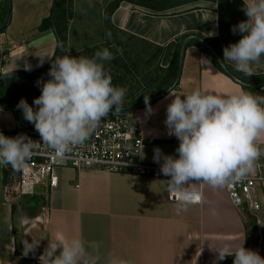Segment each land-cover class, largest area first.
Here are the masks:
<instances>
[{
    "label": "crops",
    "instance_id": "1",
    "mask_svg": "<svg viewBox=\"0 0 264 264\" xmlns=\"http://www.w3.org/2000/svg\"><path fill=\"white\" fill-rule=\"evenodd\" d=\"M85 1L89 3L86 5ZM94 1L100 3L99 11L104 14L112 0L82 2L87 10ZM53 2L11 0L9 20L1 28L6 18L4 0H0V53L4 54L0 57L4 68L0 74H18L15 71L26 70L25 65H30L31 70L42 69L51 60L57 38L52 26L41 27V22L51 14ZM167 2L170 5L157 8L153 6L164 3L120 0L110 14L111 26L162 45L159 62L166 68L172 62L177 42L190 33L208 38L223 58V49L238 42L240 33L233 34V26L248 19L246 15L245 19L242 17V10L234 3L226 0ZM222 7H232V11ZM73 21L70 18L67 23V47ZM193 38L186 43L179 79L171 91L185 95L195 89H207L230 94L242 88L264 96V84H256L264 81V56L252 65L255 73L252 76L237 71L232 62L225 61L237 76L254 83L242 85L219 68ZM44 56L50 58L45 57L41 65L40 57ZM20 81L13 76L0 78V99L3 100L11 85ZM173 98L168 91L149 102L153 113L147 112L146 104L133 112L144 138L141 156L149 162H154L156 148L165 155L178 157L179 140L167 134L164 123L167 105ZM18 111L22 110L0 106V127L11 128L16 122H28L19 119ZM57 174L56 186H39L33 195L15 199L4 192V185L13 180V171L0 166V264H41L40 257L59 234L98 243L100 264H109L110 260H122L126 264H214L217 253L211 250L213 247L229 244L235 249L243 240L245 248L264 257L263 188L258 192L261 206L253 211L233 204L225 187L192 182L188 188L200 187L202 202L191 204L187 211L177 214V200L168 198L169 186L159 176L72 166L59 167ZM24 241H39V244L25 254ZM233 259L228 256L218 264H233Z\"/></svg>",
    "mask_w": 264,
    "mask_h": 264
},
{
    "label": "clouds",
    "instance_id": "2",
    "mask_svg": "<svg viewBox=\"0 0 264 264\" xmlns=\"http://www.w3.org/2000/svg\"><path fill=\"white\" fill-rule=\"evenodd\" d=\"M243 11L248 19L233 26L232 32L244 35L223 49L222 63L232 62L237 71L252 76V65L264 56V0H244ZM45 57L49 56L40 57L41 65ZM113 59L107 48L92 58L58 56L49 69L50 79L37 81L41 94L34 98L36 108L23 98L18 102L24 119L34 125L57 160L83 145L103 118L123 107L127 88L114 86L104 66ZM25 69L31 70L30 65ZM169 97L174 98L167 105L164 123L167 134L179 140L178 157L156 148L153 159L158 164L163 161L160 171L170 177L179 214L189 205L202 202L201 196L188 190L192 182L224 188L255 170L264 155V96L241 88L230 94L195 89L181 95L169 90ZM145 103L147 112L153 113L148 97ZM38 143L26 134L7 137L0 133V166L22 170ZM24 244L27 254L39 241ZM243 245L244 240L235 249L229 244L213 247L211 250L217 253L214 264L228 256L234 257L233 264H264V257ZM99 247L96 242L59 234L40 257L41 264H100ZM109 264L126 262L110 260Z\"/></svg>",
    "mask_w": 264,
    "mask_h": 264
},
{
    "label": "built area",
    "instance_id": "3",
    "mask_svg": "<svg viewBox=\"0 0 264 264\" xmlns=\"http://www.w3.org/2000/svg\"><path fill=\"white\" fill-rule=\"evenodd\" d=\"M1 56H4L3 52L0 53ZM3 70L0 65V72ZM133 112L134 110L124 114L110 113L101 120L90 138L83 145L74 147L63 160H57L52 150L42 143L32 123L16 122L11 128L0 127V133L7 137L26 134L31 140L40 142L34 149V155L19 170L18 179L4 185V192L16 199L23 195H33L39 186L52 188L57 185V169L72 166L77 169L103 168L111 172L159 176L169 186L168 198L177 200V193L171 189L168 181L170 177L164 176L160 171L161 164L142 158L144 138L139 120ZM4 168L14 171L11 165ZM260 188L264 189V155L256 162L255 170L250 175L225 187V190L233 204L255 211L261 206L258 196ZM188 190L199 196L202 194L200 187Z\"/></svg>",
    "mask_w": 264,
    "mask_h": 264
},
{
    "label": "rangeland",
    "instance_id": "4",
    "mask_svg": "<svg viewBox=\"0 0 264 264\" xmlns=\"http://www.w3.org/2000/svg\"><path fill=\"white\" fill-rule=\"evenodd\" d=\"M82 1L70 0L72 3L70 18L74 21L70 23L73 33L69 39L70 44L66 46L68 55L92 58L97 51L109 49L114 59L105 62L104 66L112 75L114 86L127 88L123 107H130L131 100L137 96L157 92L169 75L166 73L167 68L159 62L154 44L109 25L105 12L101 14L99 11V2L94 1L93 6L91 8L87 6L89 9L86 10L89 2L85 1V5ZM67 38L68 34L66 41ZM48 79H50L49 76L39 81L44 82ZM10 88H7V94L3 100L12 104L18 103L22 98L28 101L30 96L37 94L38 91L41 92V86H38L37 81L23 80L11 85ZM33 108L35 109L36 106ZM18 112L19 119L23 121L22 111Z\"/></svg>",
    "mask_w": 264,
    "mask_h": 264
},
{
    "label": "trees",
    "instance_id": "5",
    "mask_svg": "<svg viewBox=\"0 0 264 264\" xmlns=\"http://www.w3.org/2000/svg\"><path fill=\"white\" fill-rule=\"evenodd\" d=\"M119 1L120 0H112L105 7V16H106L107 21L109 22V25H111L110 24V22H111L110 21L111 11L114 9V7H116V5L118 4ZM131 1L138 2V3H142L144 0H131ZM145 1H149L152 5H153V3H157V2H161L162 1L164 4H161L159 6H153V7H157V8H159V7L160 8L166 7V6H168V4L170 5V3L167 2V0H145ZM219 1H222V0H219ZM226 1H228L227 3H229V2L234 3L240 10H242V14H243L242 17L244 19L246 18L245 12L243 11V5H244V3H243L242 0H226ZM222 8H226V7H222ZM222 8L220 10L221 12L219 11L221 13V19H222ZM71 9H72V3L70 2V0L68 2H67V0H58V3H57L56 8H55V16H54V18H55V24H56L57 31L59 33V36H60V38H61V40L63 42V46H64L63 56L64 55H68V50H67V47H66V30H67L68 20L71 17ZM226 9L229 12L232 11L231 10L232 7H228ZM3 11L5 13L4 16L6 18L8 16V0H4V3H3ZM243 18H241V19H243ZM47 26H52L50 14L47 17L43 18L42 19V22H41V27H47ZM243 35L244 34H242V33L238 34V40L237 41H239L242 38ZM205 39L208 40V38H205ZM193 40H194V43H197L198 45H200L201 48L211 57L212 61L219 68H221V66L219 65V63L216 60V58L209 52V50L203 45V43L199 39H197V38H193ZM179 44H180V42H177V45H176V47L174 49V52H173L172 62H171V64H169L170 66H168L167 69H166V73L169 76L167 77L164 85L161 86L160 90L163 89L165 86H167L171 82V80L173 79V77L175 75ZM154 46L156 47V54H157V57L159 58V56L162 53L163 46L162 45H158V44H154ZM57 55H58V43H57L56 50L54 52L53 57L46 64V66L44 68H42V69H36V70H29V71H27V70H19V71H15V72L18 73V74H20V75H22V76H27V77L39 76V75L43 74L44 72H46L48 69H50V67L52 65V61L55 60V58L57 57ZM23 71L26 72V73H24ZM257 89H259V87ZM40 93L41 92L38 91L37 94H33V96L27 102L32 101ZM151 94L152 93L147 94L145 96H142V95L141 96H137L136 98H134L133 100H131V105L137 103L142 98H145L146 96L151 95ZM0 101L2 103L6 104V102L4 100L0 99ZM151 101H153V100H151ZM151 101H149V102H151ZM131 105H129V106H131ZM33 106H35V105H33ZM124 108H127V107H123L121 109H124ZM262 147H264V146H262Z\"/></svg>",
    "mask_w": 264,
    "mask_h": 264
},
{
    "label": "water",
    "instance_id": "6",
    "mask_svg": "<svg viewBox=\"0 0 264 264\" xmlns=\"http://www.w3.org/2000/svg\"><path fill=\"white\" fill-rule=\"evenodd\" d=\"M57 3H58V0H54L50 16H51L52 28H53V30L55 32V35H56V38H57V43H58V55H57V57L58 56L62 57L63 56V51H64V46H63V42H62V40H61V38L59 36V33L57 31L56 24H55V18H54V16H55V8H56ZM10 7H11V0H8V16L6 17V19L4 21V24L2 25L1 28H3L7 24L8 20H9ZM190 37H195V38L199 39L206 46V48L211 52V54L216 58V60L218 61L219 65L221 66V68L231 78H233L234 80H236L237 82H239L242 85H254V83L248 82V81L244 80L243 78L237 76L227 66V64L225 62L222 63L223 62V58L221 57V55L213 48V46L211 44H209V42L203 36H201L199 34H195V33H190V34H186L182 38V40L180 41L179 49H178L176 72H175V75H174L173 79L163 89H161L158 92H155V93H153L151 95L146 96V97H148V102L151 101V100H155V99L159 98L160 96H163L165 93H167L170 89H172L177 84L178 79H179V75H180V72H181V66H182V62H183L185 46H186V43H187V41H188V39ZM48 72H49V69L46 72H44L43 74H41L39 76H36V77H26V76H22V75H19V74H14V73H2V74H0V78L13 76V77H16L18 79L25 80V81H38V80L44 79L47 76H49ZM256 84L262 85V84H264V81L258 82ZM40 94H38L36 97H38ZM33 101H34V99L32 101L28 102V104L30 106H33L34 105ZM143 104H145V98H142L137 103L133 104L132 106H130L128 108L121 109L120 112H118V113H116V112H113V113H116V114L128 113V112H131V111L135 110L136 108L140 107ZM0 106L8 107L10 109H18L17 105H11V104L7 105V104L2 103L1 101H0ZM18 174H19V170L14 169V171H13V176H14L13 177V183L18 179Z\"/></svg>",
    "mask_w": 264,
    "mask_h": 264
}]
</instances>
